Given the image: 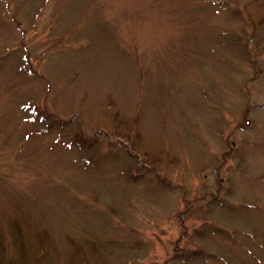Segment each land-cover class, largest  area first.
Segmentation results:
<instances>
[{"label": "rangeland", "instance_id": "374dc122", "mask_svg": "<svg viewBox=\"0 0 264 264\" xmlns=\"http://www.w3.org/2000/svg\"><path fill=\"white\" fill-rule=\"evenodd\" d=\"M0 230L28 264H264V0H0Z\"/></svg>", "mask_w": 264, "mask_h": 264}, {"label": "trees", "instance_id": "16d2710c", "mask_svg": "<svg viewBox=\"0 0 264 264\" xmlns=\"http://www.w3.org/2000/svg\"><path fill=\"white\" fill-rule=\"evenodd\" d=\"M11 226L13 227L10 228L11 237H13V244H15V246H18V238H19V243L22 244L23 247H25L26 239H25L24 228L18 225H11ZM6 249H7V243L5 240V234L3 232H0V264H28L29 258L26 257V255H22L21 257L19 256L11 257L8 256Z\"/></svg>", "mask_w": 264, "mask_h": 264}]
</instances>
